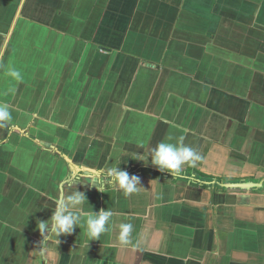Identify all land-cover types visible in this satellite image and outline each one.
<instances>
[{
  "label": "crops",
  "instance_id": "obj_1",
  "mask_svg": "<svg viewBox=\"0 0 264 264\" xmlns=\"http://www.w3.org/2000/svg\"><path fill=\"white\" fill-rule=\"evenodd\" d=\"M0 104V264H264V0H0ZM168 137L196 167L134 159ZM69 185L114 212L98 240H42Z\"/></svg>",
  "mask_w": 264,
  "mask_h": 264
},
{
  "label": "clouds",
  "instance_id": "obj_2",
  "mask_svg": "<svg viewBox=\"0 0 264 264\" xmlns=\"http://www.w3.org/2000/svg\"><path fill=\"white\" fill-rule=\"evenodd\" d=\"M7 75L15 80H22L21 73L15 68L8 69ZM11 120V114L7 104H0V122ZM172 137L159 142L153 147L147 156L137 155L136 160L150 163L161 172H168L171 176L181 175L184 166L190 165L196 167L197 161L201 159L198 152L181 142H169ZM109 183L118 187L124 194H132L138 190L140 178L136 175H129L127 171L122 170L119 166L109 169L106 173ZM94 185L97 190L103 192L102 184L99 181L88 183ZM55 207L51 210L52 214L48 220H39L37 229L39 230L42 240H47L55 235L58 239L61 235H70L76 228L83 230V234L89 240H98L100 235L107 232L108 226L112 223L114 212L110 209H101L97 211H85L84 205L88 203L85 193L78 191L76 186L73 188L69 185L65 189L57 192L54 200ZM132 224L122 223L120 225L119 240L121 244L128 245L130 243L128 237L132 232ZM59 241V240H58Z\"/></svg>",
  "mask_w": 264,
  "mask_h": 264
},
{
  "label": "trees",
  "instance_id": "obj_3",
  "mask_svg": "<svg viewBox=\"0 0 264 264\" xmlns=\"http://www.w3.org/2000/svg\"><path fill=\"white\" fill-rule=\"evenodd\" d=\"M185 173L188 176H192V178H193L191 181L192 185H196V186L201 185L202 187L211 189L212 192L224 190V186H223L222 182L223 181L226 182L228 180L225 178L207 175V174L202 173V172H200V171H198L192 167H188L185 170ZM173 182H174V180H173Z\"/></svg>",
  "mask_w": 264,
  "mask_h": 264
},
{
  "label": "water",
  "instance_id": "obj_4",
  "mask_svg": "<svg viewBox=\"0 0 264 264\" xmlns=\"http://www.w3.org/2000/svg\"><path fill=\"white\" fill-rule=\"evenodd\" d=\"M224 186L247 188V184H245V183H224Z\"/></svg>",
  "mask_w": 264,
  "mask_h": 264
}]
</instances>
